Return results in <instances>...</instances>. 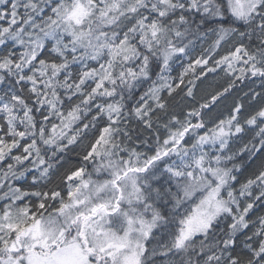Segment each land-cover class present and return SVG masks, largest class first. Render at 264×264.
I'll return each mask as SVG.
<instances>
[{
  "label": "snow or ice",
  "instance_id": "1",
  "mask_svg": "<svg viewBox=\"0 0 264 264\" xmlns=\"http://www.w3.org/2000/svg\"><path fill=\"white\" fill-rule=\"evenodd\" d=\"M0 264H264V0H0Z\"/></svg>",
  "mask_w": 264,
  "mask_h": 264
}]
</instances>
